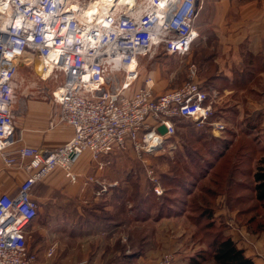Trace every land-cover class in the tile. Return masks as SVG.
<instances>
[{
	"label": "built area",
	"instance_id": "1",
	"mask_svg": "<svg viewBox=\"0 0 264 264\" xmlns=\"http://www.w3.org/2000/svg\"><path fill=\"white\" fill-rule=\"evenodd\" d=\"M198 3L136 0L132 7L115 5L87 24L79 20L69 0H0V8L7 4L11 13L0 11V155L7 167L21 166L27 173L16 196H0V264H39L27 237V228L39 212L32 190L55 169L62 168L76 182L73 168L84 153L90 152L103 170L110 163L100 161L104 157L130 147L152 150L154 141L160 139L159 146L173 137L174 119L199 126L211 122L218 135L225 130L222 122L210 121L213 106L199 82L156 93L154 81L148 79L132 90L140 75V57L191 54L200 38ZM26 57L43 61L47 77L36 70L43 80L64 77L53 98L61 108V121L75 132L69 143L56 150H13L17 144L15 79ZM121 73L122 81L109 86V78L114 81ZM162 126L164 133L159 132ZM154 191L158 196L163 193L160 186ZM172 258H166L165 264H171Z\"/></svg>",
	"mask_w": 264,
	"mask_h": 264
},
{
	"label": "crops",
	"instance_id": "2",
	"mask_svg": "<svg viewBox=\"0 0 264 264\" xmlns=\"http://www.w3.org/2000/svg\"><path fill=\"white\" fill-rule=\"evenodd\" d=\"M198 6L200 39L194 43L191 55L200 54V67L205 72L216 70L215 78L220 81L214 86L209 83L207 92L215 96L212 98L215 103L234 101L237 116H259L254 125L250 123L253 125L250 130L259 129L264 134V0H199ZM159 55L140 57L139 70L143 62L157 60ZM147 78L156 84L152 76ZM155 92L164 91L156 84ZM21 101L19 116L14 120L17 144L13 150L23 147L56 150L72 140L75 131L61 121V108L52 92L28 91ZM110 157L100 160L110 163L99 170V162L86 152L73 168L76 182L70 181L62 168H57L33 187L39 212L27 228V237L29 248L40 264H130L133 260L146 263V258L154 257L148 252L150 242L163 238L162 224L148 238L145 235L136 239V248L131 250L134 236L132 224L127 222L128 208L126 221L123 210L117 221L105 216L98 219L99 201L108 195V188L118 186L124 179L123 166L120 176L112 177L117 163L112 161L111 167ZM26 178L24 168L7 167L0 155V196H16ZM105 211L113 214L115 209L109 206ZM244 227L235 230L236 237L232 239L255 264H264V230ZM51 249L53 255L49 256ZM192 251L194 248L187 246L180 253L173 252L176 261L187 264L185 261L191 263L195 256Z\"/></svg>",
	"mask_w": 264,
	"mask_h": 264
},
{
	"label": "rangeland",
	"instance_id": "3",
	"mask_svg": "<svg viewBox=\"0 0 264 264\" xmlns=\"http://www.w3.org/2000/svg\"><path fill=\"white\" fill-rule=\"evenodd\" d=\"M73 1L75 2L76 0ZM86 1L81 0L80 2ZM196 27L199 31L198 25ZM194 57H196L195 60ZM156 59L146 60L145 63H142L139 70V79L135 82L132 89L139 86L143 87L145 82L151 79L147 78L148 76H152L157 87L164 92L177 89L187 82L196 81L202 85L206 80H212L213 83H220L216 78H213L218 75L216 70L205 72L200 67L202 66L200 54H197V56L196 54H190L187 60L186 57L174 59V57H166L163 53H160ZM34 61H36V58L26 57L18 70L15 79L14 120L19 116L18 108L22 103L21 99L24 93L28 91H46L53 94L59 84L64 82V77L43 80L36 72L34 64L29 65ZM122 75L124 74L121 73L114 81L113 77H110L109 86H117L122 81ZM145 78L147 79L145 80ZM208 94L210 100L215 97L210 93ZM211 102L213 103L212 106H214L213 110L219 114L217 118H220L214 121L222 122L225 125V130L220 135L213 132L210 125L211 122L199 126L197 122L185 119L181 121L182 124L176 129V134L173 137L166 138L161 145L156 146L152 150L147 146L142 149L130 147L127 151L111 155V167L112 161L117 163L111 171L112 177L120 176L122 166L124 167V177L127 173L130 175V185L128 187L130 221L128 223L132 224L130 226L131 236H134L132 237L131 250L136 248V239L139 240V237H144L145 235L148 238V235L150 236L153 231L160 227V224H162L163 228L161 235L163 238L150 242L152 247L150 246L151 249L148 252L154 257L146 258V263L133 260L130 264H165V260H168L166 258L170 256L173 257L171 264H178L181 261H176L174 252L178 250V253H180V250L187 246L189 249L194 248V252L192 251L193 255H195L194 257L204 253L208 249L205 241L208 239V232L201 230V228L208 223H213L212 225H214H211V231L216 232L220 229L234 238L236 237L235 230L240 231L241 227L245 226L243 223H264V204L256 201L254 193L250 191L252 174L259 165V159L264 158V134L259 129H257V132L254 129L250 130V123L253 122L252 118H248L247 115L235 116L233 114L236 111L234 101L227 103L221 100L215 103L212 99ZM206 125L209 130L206 129ZM210 136L217 138V140ZM227 139H229L228 143L233 144L228 148V152L223 153L224 156L222 157L218 145L220 144L219 142L222 141L223 143ZM245 142H249V145L253 147V153L242 147L245 146ZM218 155H221L220 157L222 158L216 159L215 157ZM212 167H214L213 171H211ZM178 174H181L179 182L187 184L186 190L188 191L185 192L187 194L183 193L186 191L183 188L180 189L181 187H173L169 184L170 181L168 179L172 181L173 175ZM198 175L200 177H196ZM212 177L220 178L222 183L232 177L234 178V183H236L237 179H241L238 182L240 184L238 190L242 195L241 201L244 204L236 203L235 195L229 193L228 190L220 188L219 194L214 199L215 205L211 214L206 216V213L199 211L192 194L196 191L194 195H200L199 188L204 183L211 181ZM203 180L204 182L202 183ZM139 183L143 186L141 192L143 197L147 195L146 193H152L150 187L153 184L160 186L163 193L160 195V198H162L159 201L150 197L151 201H145V208L142 207L140 209L141 212L137 213L136 208L142 205L141 200L143 199L137 194ZM155 186H153V189ZM112 188H115V186ZM188 194H191V196H188ZM128 197L126 195V198ZM183 199L187 200L185 206H181ZM142 201L144 202V200ZM162 203H168L172 205L174 210L178 208V211H171V213L168 211L162 212L163 210L160 209V204ZM249 207H256L257 211L239 214L240 209L246 210ZM252 216V222H250ZM245 230L248 229L245 228ZM185 262L192 264L187 260ZM206 264L215 263L210 260Z\"/></svg>",
	"mask_w": 264,
	"mask_h": 264
},
{
	"label": "trees",
	"instance_id": "4",
	"mask_svg": "<svg viewBox=\"0 0 264 264\" xmlns=\"http://www.w3.org/2000/svg\"><path fill=\"white\" fill-rule=\"evenodd\" d=\"M213 78H215V77H213ZM245 79H248V78H245ZM209 83L211 84V86H214L212 80H210V81L206 80L205 82L202 83L201 86L205 91L208 90ZM235 116H237V115H235ZM217 117H219V114L214 111L212 117L210 118V121H214L215 119H220ZM251 118H253V117H251ZM256 119H259V116H255V118L252 119L253 125L256 122ZM183 120H185V119H174L176 128H179V126H181V124H182L181 121H183ZM252 124H250V126H253ZM206 129L209 130V127L207 125H206ZM202 136H204V135H202ZM245 136H248V135H245ZM213 138H215V137H213ZM215 139L217 140V138H215ZM228 140L229 139H227V141H225V142L223 141V143H222V141L219 142L220 144L218 145V148L220 151L219 150L218 151L221 152L222 157L224 156L223 153L228 152V150H229L228 148H230V145L233 144V143H228L229 142ZM244 144H245V146H242V147L244 149H246L247 151H250L251 153H253L254 149H253V147H251L249 145L250 143L245 142ZM220 156L218 155L215 158L216 159L222 158ZM251 157H252V155H251ZM213 170H214V167L211 168V171H213ZM215 170H216V168H215ZM232 171H236V170H232ZM180 177H181V174L173 175L172 181L170 179H168V181H170L169 184L172 185L173 187H181L180 189L183 188L184 190H186L187 184H185V182L181 184L179 182ZM196 177H200V176L198 175ZM240 177H242V175H240ZM129 181H130V175L127 173L126 176L124 177L123 181H121L117 187L111 188L110 190H108L109 191L108 195H106V197H104L103 200L99 201L98 207H97V209H98L97 216H98L99 220L101 218H104L102 216H105V218L107 220L111 219V220L117 221L121 218L120 213L122 210L124 211V208L126 211L125 213H127L126 209L128 208V210H129L128 203L130 200V196L128 197V187L130 185ZM240 181H241V179H237L236 183H234V178L232 177V178L226 179L225 183H222L220 178L212 177L211 181H208L207 183H204L203 185H201V187L199 188V190H200L199 194L200 195H194V194H196V191L192 194L196 200L197 209L201 212L206 213V216H209L211 214V212L214 210V205H215L214 199L219 194L220 188H222V190H228L229 193H231L232 195H235V199L237 200L236 203L239 202L238 204H244L241 201L242 195L239 193L240 191L238 190L239 185H240V184H238V182H240ZM166 182H167V180H166ZM203 182H204V180L202 181V183ZM222 184H224V185L222 186ZM153 186H155V185L153 184L150 187V191L152 190V193L151 192L146 193L147 195L145 197H143V195L141 193L143 186L141 183H139V186H138L139 190L137 191V194L139 195L140 198H143L142 200H144V202L141 200L142 205H140L138 208H136L137 213L141 212L140 209L142 207L145 208L144 203H145V201H149L151 199L150 197H153L154 199H158L157 201H159L162 198V197L160 198V196L156 195V193L154 192ZM250 188H251L250 191H252L255 195L256 201L264 204V158L263 157L259 159V165L256 168L255 172H253V174H252V185ZM187 191L188 190L184 191L183 193L187 194V193H185ZM126 195L128 198H126ZM188 196H191V194H188ZM181 202H182L181 206H185L187 204V200H185V199H183ZM110 203H112V204H110ZM109 206H111L115 209V212L113 214L106 213L105 210ZM160 206H161L160 209L163 210L162 212L168 211L169 213H171V211H175V212L178 211L177 207H176L177 209L174 210L172 208V205H169L168 203L167 204L162 203V204H160ZM203 209H204V211H202ZM255 211H257L256 207H249L246 210L240 209L239 214L240 213L241 214L242 213H254ZM126 218L127 217L124 216L125 221H126ZM252 218H253V216L250 218V222H252V220H251ZM129 221H130V211L128 214L127 222H129ZM212 224L213 223H208L207 225H205L204 227L201 228V230H205L206 232H208V234H207L208 239L205 240L207 242L208 249L206 251H204V253H202L198 256L196 255V257L192 258L191 259L192 264H206L210 260L215 264H255L253 259L246 255L245 250L239 248L237 246L236 242L232 239V237L227 235L225 233V231H222L220 229L216 232L211 231L212 226H214ZM243 225H246L247 227H249L253 231L264 230V223H243ZM201 239L203 240V238H201Z\"/></svg>",
	"mask_w": 264,
	"mask_h": 264
},
{
	"label": "bare ground",
	"instance_id": "5",
	"mask_svg": "<svg viewBox=\"0 0 264 264\" xmlns=\"http://www.w3.org/2000/svg\"><path fill=\"white\" fill-rule=\"evenodd\" d=\"M135 2L136 0H88L81 3L79 0H76L75 2L69 0L72 9L78 13L79 20L87 24L106 15L115 5L132 7ZM34 62L36 70L44 77H47L48 72H43V61L36 58V61ZM159 141L160 139L154 141V144L157 146Z\"/></svg>",
	"mask_w": 264,
	"mask_h": 264
},
{
	"label": "clouds",
	"instance_id": "6",
	"mask_svg": "<svg viewBox=\"0 0 264 264\" xmlns=\"http://www.w3.org/2000/svg\"><path fill=\"white\" fill-rule=\"evenodd\" d=\"M0 11H5L8 13V15H11L10 11H8V5L4 4L2 8H0ZM19 26V23L17 24Z\"/></svg>",
	"mask_w": 264,
	"mask_h": 264
},
{
	"label": "water",
	"instance_id": "7",
	"mask_svg": "<svg viewBox=\"0 0 264 264\" xmlns=\"http://www.w3.org/2000/svg\"><path fill=\"white\" fill-rule=\"evenodd\" d=\"M159 132H160V133H164V132H165V127H164V126L160 127V128H159Z\"/></svg>",
	"mask_w": 264,
	"mask_h": 264
}]
</instances>
